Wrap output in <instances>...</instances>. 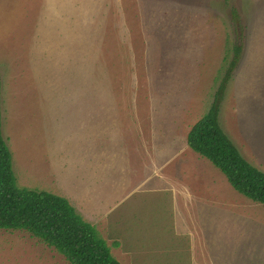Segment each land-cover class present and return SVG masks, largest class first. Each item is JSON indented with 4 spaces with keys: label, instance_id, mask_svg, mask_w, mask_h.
<instances>
[{
    "label": "rangeland",
    "instance_id": "obj_1",
    "mask_svg": "<svg viewBox=\"0 0 264 264\" xmlns=\"http://www.w3.org/2000/svg\"><path fill=\"white\" fill-rule=\"evenodd\" d=\"M236 45L220 124L264 172V0H0L2 133L18 186L64 197L49 177L55 149L72 174L125 182L101 219L127 248L103 231L121 264H264V205L187 143ZM154 139L171 140L159 172L177 192L147 179ZM0 264L70 263L26 231L0 230Z\"/></svg>",
    "mask_w": 264,
    "mask_h": 264
},
{
    "label": "trees",
    "instance_id": "obj_2",
    "mask_svg": "<svg viewBox=\"0 0 264 264\" xmlns=\"http://www.w3.org/2000/svg\"><path fill=\"white\" fill-rule=\"evenodd\" d=\"M238 24L236 10L231 12ZM234 57L216 91L208 113L190 130L188 146L208 159L239 194L264 205V172L246 160L220 124L222 104L242 54ZM0 85V230L26 231L62 254L70 264H121L95 226L85 221L64 197L21 188L12 155L2 133Z\"/></svg>",
    "mask_w": 264,
    "mask_h": 264
},
{
    "label": "crops",
    "instance_id": "obj_3",
    "mask_svg": "<svg viewBox=\"0 0 264 264\" xmlns=\"http://www.w3.org/2000/svg\"><path fill=\"white\" fill-rule=\"evenodd\" d=\"M123 121L126 122L125 120ZM168 143H171V140H168ZM168 143L164 141L161 144L157 142L156 139H154L153 143H151V151L149 152L150 155L148 157V161L151 160V164L155 166L154 170L156 174L151 177H147V179L152 178V180L155 182L156 187L162 191L170 192L169 189H172L173 191L177 192L176 188L170 182L171 178H165L163 171L159 172V170H163V167L164 169H168L171 164V158L165 161L163 159L161 160V156L165 151V147ZM128 145L131 146L130 144ZM133 146L136 147L135 145ZM168 152L172 154V150ZM52 154V171H55L57 173V177H53L51 175H49V177L53 178V180L58 182L59 189L63 193V195H65L64 197H67L72 203H74L78 211L81 213L79 214L82 217L86 218L91 223H93L95 227L98 226V229L102 233V237L106 239L107 243H109V241L103 234V231L106 232V235H111V237L115 238V241H117V249L122 252V256L128 255L126 247L120 248L121 242L117 240L114 231L111 229V225L107 224V221L106 224H103V220H101L103 218H106V216L108 218L110 215V211L116 207L115 205L112 206L110 204L113 200H116L120 197L119 194L122 191V187L123 185H125V182L121 180L119 183L108 187L102 182V173H100V176H97L94 172L88 173L84 168H81L75 174H72L67 171L69 161L68 166L66 167L60 162L62 158L58 155V152L55 149H52ZM174 169L175 167L172 170ZM169 170H166L167 175L170 174ZM170 176L173 177L174 172H172ZM138 189L139 187L134 188V190ZM128 196H130L129 190L123 200L127 199ZM99 225L101 227H99ZM220 245L224 249L225 245ZM210 255L213 258L216 257V253L212 251Z\"/></svg>",
    "mask_w": 264,
    "mask_h": 264
}]
</instances>
